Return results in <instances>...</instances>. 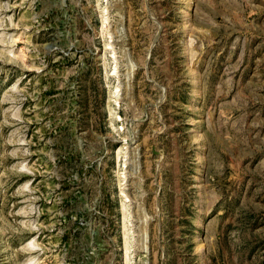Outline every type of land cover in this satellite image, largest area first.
I'll return each instance as SVG.
<instances>
[{
  "label": "rangeland",
  "instance_id": "374dc122",
  "mask_svg": "<svg viewBox=\"0 0 264 264\" xmlns=\"http://www.w3.org/2000/svg\"><path fill=\"white\" fill-rule=\"evenodd\" d=\"M0 264H264V0H0Z\"/></svg>",
  "mask_w": 264,
  "mask_h": 264
}]
</instances>
